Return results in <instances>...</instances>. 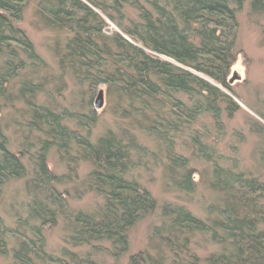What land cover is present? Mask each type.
<instances>
[{"label":"trees","instance_id":"obj_1","mask_svg":"<svg viewBox=\"0 0 264 264\" xmlns=\"http://www.w3.org/2000/svg\"><path fill=\"white\" fill-rule=\"evenodd\" d=\"M30 0H0V195L12 179L27 175L20 154L12 152L1 124L7 87L19 71L43 62L26 32L19 26ZM242 0H164L146 8L139 0H38V14L44 23L68 34L59 65L87 80L96 90L99 85L116 87L128 100L133 120L146 117V130L170 146V134L189 128L199 116L209 114L218 124L223 115L233 116L240 108L228 92L237 52L238 23L234 4ZM138 11V20L126 23L125 9ZM251 7L264 12V0H251ZM115 22L122 34L105 35L106 21ZM41 84L23 81L20 95L35 97ZM73 118L68 111H56L43 104L31 105L28 128L44 133L34 154L33 176L27 181L31 195L27 220L30 234L20 233L13 249L16 264H98L69 253L65 259L46 249L45 228L68 212L67 193L56 186L63 176L52 172L47 153L56 147L62 156L75 149L90 162L86 188L102 197L93 212L71 216V241L74 245L109 244L113 256L129 248L128 231L156 207L151 192L127 175L133 156L144 151L138 142L108 131L95 142L78 134L65 123ZM81 118L80 120H83ZM94 121L93 115H89ZM145 121V122H146ZM200 152L207 149L194 139ZM26 154V152H23ZM75 158V157H71ZM170 178L184 191L194 189V174L185 158L168 156ZM178 173L179 177L176 175ZM211 187L223 195L220 208L210 206L218 216L200 219L183 207H163L166 222L155 231L170 258L141 253L129 264H198L190 244L196 234L207 235L222 247L211 254L208 264H264V181L233 168L215 165ZM0 216V241L11 234ZM16 236V235H15Z\"/></svg>","mask_w":264,"mask_h":264},{"label":"rangeland","instance_id":"obj_2","mask_svg":"<svg viewBox=\"0 0 264 264\" xmlns=\"http://www.w3.org/2000/svg\"><path fill=\"white\" fill-rule=\"evenodd\" d=\"M139 1L148 9H151L150 3L155 1L164 3V0ZM232 6L236 9L238 23V55L231 68L229 80L232 92L228 94L240 108L231 117L224 114L219 126L209 114L199 116L189 128L170 134L173 142L168 147L159 137L146 130V117L135 122L131 112L123 115V111L128 109V100L116 87L99 85L92 92L93 88L87 80L78 78L71 70L59 65L68 34L44 23L37 11L38 0H30L26 4L19 26L26 32L43 62L36 66L27 62V67L11 79L2 107L1 124L8 147L22 156L27 175L10 180L0 195V216L12 231L0 241V264H16L13 249L18 244L17 236L20 237V233L31 235L30 224L27 227L20 224L27 220L31 200L26 185L34 174V154L42 139H48L44 133L39 134L28 128L33 103L59 112L68 111L73 115V118L65 120L68 127L94 142L108 131H113L120 137L124 136L125 142L132 138L142 145L144 151L141 156H133L134 164L127 176L147 188L157 204L153 212L130 228L129 248L119 257L113 256L106 242L74 245L70 237L71 216L76 212H93L103 200L86 188V176L92 169L90 162L78 157L75 149L62 156L56 147H51L47 162L53 173L63 176L64 182L56 188L67 193L68 203L67 214L59 216L55 224L47 226L44 231L46 249L55 256L65 259L69 253H76L98 264H129L131 256L147 253L166 258L167 261L170 252L155 236V231L166 222L162 215L163 207H183L203 220L218 216V211L209 212L211 205L218 209L223 204V195L211 187L215 165L244 171L264 181V12L253 10L251 0H242L241 5ZM125 12L126 23L138 20L136 9L127 7ZM106 21L105 35L115 32L122 34L115 22L107 18ZM23 81L39 83L42 90L33 98L20 95ZM99 91H103V105L97 108L95 102ZM89 115H93L94 121H90ZM194 139L206 146V153H209L207 158L200 152V146H196ZM169 155L186 159L188 168L194 174L195 186L192 191L180 189L170 178ZM176 175L179 177L178 173ZM190 250L198 257V264H208L207 258L220 253L222 247L207 235L196 234Z\"/></svg>","mask_w":264,"mask_h":264},{"label":"water","instance_id":"obj_3","mask_svg":"<svg viewBox=\"0 0 264 264\" xmlns=\"http://www.w3.org/2000/svg\"><path fill=\"white\" fill-rule=\"evenodd\" d=\"M95 105L97 108L102 107V105H103V91H99Z\"/></svg>","mask_w":264,"mask_h":264},{"label":"built area","instance_id":"obj_4","mask_svg":"<svg viewBox=\"0 0 264 264\" xmlns=\"http://www.w3.org/2000/svg\"><path fill=\"white\" fill-rule=\"evenodd\" d=\"M107 32H109V31H107Z\"/></svg>","mask_w":264,"mask_h":264}]
</instances>
